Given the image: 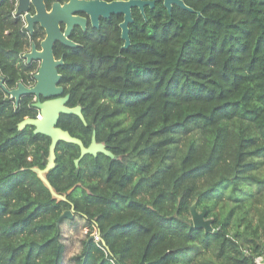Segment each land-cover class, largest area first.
<instances>
[{"label": "trees", "instance_id": "16d2710c", "mask_svg": "<svg viewBox=\"0 0 264 264\" xmlns=\"http://www.w3.org/2000/svg\"><path fill=\"white\" fill-rule=\"evenodd\" d=\"M186 3L201 15L177 6L169 14L161 2L146 20L137 11L126 49L114 24L65 53L60 84L85 123L62 114L57 126L84 146L94 132L117 157L85 155L75 166L79 147L58 142L46 178L66 200L30 170L44 168L50 138L17 125L37 111L0 86V264H64V220L100 237L81 239L71 264L264 260V224L245 209L251 188L264 185L255 170L264 155V0ZM14 5L0 0L8 89L33 82L35 69L21 59L29 39ZM202 210L211 231L193 225Z\"/></svg>", "mask_w": 264, "mask_h": 264}, {"label": "water", "instance_id": "95a60500", "mask_svg": "<svg viewBox=\"0 0 264 264\" xmlns=\"http://www.w3.org/2000/svg\"><path fill=\"white\" fill-rule=\"evenodd\" d=\"M29 2L35 7L36 13L31 16L26 13L25 18V29L31 31V25L34 22H38L40 26L45 30V37L41 41V49L38 51L32 45L30 52L23 54L28 62L30 59H37L39 66L33 76L34 84L30 87L18 83L13 89H7L3 84V77L0 76V86L8 94L9 98L18 102L19 97L23 94L34 95L37 101L33 106L37 109L40 117H28L24 118L17 125L18 129L21 130L26 126L33 128L34 134H41L50 138V144L48 147V156L45 161L44 168L39 169L33 167L30 170L36 174L37 178L46 186L52 197L57 200H66L65 196L58 194L51 186L46 178V174L54 168L55 161V148L58 142H66L74 144L79 147V156L74 159L75 166L78 165L79 161L85 155L96 156L98 153L104 154L109 158H117L106 149L105 144L97 142L95 140V134L92 133L91 141L88 146L78 139L71 136L67 131L62 130L57 126L60 115H75L85 123L84 117L81 113V107L76 105L74 107H68L66 105L69 95L61 96L63 94V88L58 85L61 79V75L57 72V67L63 64V60H56L52 53V47L55 41H59L70 47H77L78 45L67 39V35L73 25H81L83 27L84 20L74 16L73 13L77 11H85L91 15L93 24L95 25L96 18L101 15L108 17L109 14H122L123 20L119 24L121 33L120 37L123 40L121 49H126L130 46L129 28L128 24L133 22L131 17L130 9L137 7L143 18L146 19L144 14V6L149 5L152 7L153 2H145L140 0H129V1H85V0H70L68 3L60 5L57 1L51 6L50 11H46L43 0H17L15 4V15L24 12ZM163 5L170 14L172 6L175 5L182 10L190 13H195L200 16L201 13L195 11L192 7L186 5L183 0H163ZM59 22L66 23V29L64 33L59 31ZM44 98L43 102L40 98ZM74 188L67 190V194L71 193ZM72 216V208L62 213L60 218H70ZM193 225L196 228H203L205 231H211L210 218H205V211L191 213ZM104 244V243H103ZM142 264V262H141Z\"/></svg>", "mask_w": 264, "mask_h": 264}, {"label": "flooded vegetation", "instance_id": "af4514ba", "mask_svg": "<svg viewBox=\"0 0 264 264\" xmlns=\"http://www.w3.org/2000/svg\"><path fill=\"white\" fill-rule=\"evenodd\" d=\"M16 1L17 0H14L15 4H16ZM56 1L60 5H63V4L68 3L70 0H43L44 7H45L46 11H50L52 4L54 2H56ZM85 1H103V2L109 3V2H113V1H129V0H85ZM140 1L153 2L152 7H150L148 4L144 6V14H145L146 11H152V10H154L155 9V6H156V4L158 2H161L162 5H163V0H140ZM183 1L186 3V0H183ZM188 1H190V0H188ZM186 5L190 6L187 3H186ZM163 7H164V5H163ZM174 7H175V5L172 6V9ZM164 9L166 10L165 7H164ZM172 9H171V11H172ZM137 11H138V13L141 14L140 10L137 7H132L130 9L132 19H133V16L136 14ZM14 12H15V5H14ZM14 12H13V14L15 15ZM26 13L30 14L31 16H33L36 13L35 7L30 2L28 4L27 9L24 12H21L18 15H15V16H17L20 19V21L22 22L23 29H24V31L27 34V37L29 39L28 47L22 53L21 59L26 64H30V65H34L35 66L34 73H33V76H34V74H35V72H36V70H37V68L39 66V61L37 59H33L32 58V59H30L27 62L26 61V58L23 57V54L30 52L31 49H32V45H34L35 49L39 51L41 49L40 43L44 39V37H45L46 34H45V30L40 26V24L38 22L32 23V25H31V31H28V30L25 29L26 22H25L24 15ZM167 13H168V11H167ZM73 15L74 16H77V17H79V18H81V19L84 20L83 27L81 25H77V24L76 25H73L71 27L68 35H67V39L70 40L71 42L77 44L78 46L77 47H70V46H67V45L59 42V41H55L54 44H53V47H52V53H53V56H54V58L56 60H59V59L64 60L65 53H68L72 49H76V48L81 47L82 42H85V41H88V40H92V41H94V40H102V38L105 37L106 32L109 31L111 28L114 27V24L118 27L119 33H121L119 24L123 20V15L122 14H114V13H111V14L108 15V17H103V16L99 15L96 18V20H95V22H96L95 25L93 24V20L91 18V15L89 13L85 12V11H77V12L73 13ZM133 22H134V19H133ZM133 22H131V23L128 24L129 31H130V25ZM58 25H59V31L61 33H64V31L66 29V23L65 22H59ZM120 39H121V37H120ZM122 44H123V40H122ZM122 44H121V46H122ZM63 64H64V61H63ZM63 64H61V65H59L57 67V72L59 74H60L59 68L61 66H63ZM60 81H61V79H60ZM17 84H16V86H17ZM33 84H34V79H33V82L28 83L25 86L30 87ZM58 85H60L63 88V86L60 84V82H59ZM15 87H13V88H15ZM13 88H11V89H13ZM65 95L66 94H64V88H63V94L61 96H65ZM25 98H26V100H29L30 101V106H32L37 111V109L33 106V104L37 101V99H36V97L34 95H30V94H23V95H21L19 97V100H18L17 103H15V101L13 100L15 106H17L18 103L20 101L22 102ZM44 100H45L44 98H42V97L40 98V101L41 102H43ZM66 105H67V103H66ZM37 113H38V111H37ZM90 141H91V139H90Z\"/></svg>", "mask_w": 264, "mask_h": 264}, {"label": "rangeland", "instance_id": "374dc122", "mask_svg": "<svg viewBox=\"0 0 264 264\" xmlns=\"http://www.w3.org/2000/svg\"><path fill=\"white\" fill-rule=\"evenodd\" d=\"M256 133V129L252 130ZM259 142V139L257 140ZM257 168L255 169L259 176L264 175V155L256 156ZM252 193L246 201V216L255 224H264V185L251 188ZM85 223L78 220L74 227L69 220H64L62 223V232L64 242L66 244L64 264L68 263L69 258L78 253L81 249V239L87 235L93 234L95 231L89 226H84Z\"/></svg>", "mask_w": 264, "mask_h": 264}, {"label": "built area", "instance_id": "2783aa9c", "mask_svg": "<svg viewBox=\"0 0 264 264\" xmlns=\"http://www.w3.org/2000/svg\"><path fill=\"white\" fill-rule=\"evenodd\" d=\"M36 117H40L38 113L36 114ZM93 238L95 241H99V239H100L99 234L97 232H95L93 234Z\"/></svg>", "mask_w": 264, "mask_h": 264}, {"label": "crops", "instance_id": "0c3cea01", "mask_svg": "<svg viewBox=\"0 0 264 264\" xmlns=\"http://www.w3.org/2000/svg\"><path fill=\"white\" fill-rule=\"evenodd\" d=\"M256 264H264V260L261 258L256 259Z\"/></svg>", "mask_w": 264, "mask_h": 264}]
</instances>
